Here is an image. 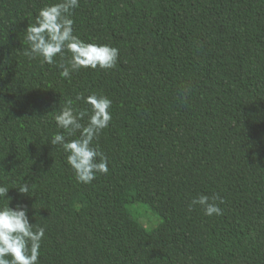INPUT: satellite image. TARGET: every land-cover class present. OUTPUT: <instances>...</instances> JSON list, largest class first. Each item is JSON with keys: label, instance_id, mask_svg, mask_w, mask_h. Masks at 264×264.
<instances>
[{"label": "trees", "instance_id": "trees-1", "mask_svg": "<svg viewBox=\"0 0 264 264\" xmlns=\"http://www.w3.org/2000/svg\"><path fill=\"white\" fill-rule=\"evenodd\" d=\"M56 2L0 0V184L46 230L38 264H264V0H79L74 35L119 58L70 79L59 57L23 55L27 27ZM78 93L112 100L93 142L109 171L89 184L50 144L67 100L90 114ZM214 194L223 215L189 210Z\"/></svg>", "mask_w": 264, "mask_h": 264}, {"label": "clouds", "instance_id": "clouds-1", "mask_svg": "<svg viewBox=\"0 0 264 264\" xmlns=\"http://www.w3.org/2000/svg\"><path fill=\"white\" fill-rule=\"evenodd\" d=\"M79 7V0H58L39 10L35 23L26 29L25 42L28 48L23 55L29 60H37L41 64H57L61 78L70 79L73 73L82 69L108 70L115 68L119 58V49L107 44L85 43L73 32V10ZM70 53V58L68 54ZM76 101H83L91 106L90 114L76 109L71 99L65 102L59 114L54 116L58 129L50 141L53 147L60 146L67 154V164L75 173L78 182L89 184L97 174H107L108 158L93 146L101 132L109 126L112 119V100L104 95L78 93ZM87 116L86 123H82ZM68 139L69 137H76ZM9 187L0 184V199L7 200L0 207V264H38L42 240L45 237L44 227H35L30 223L27 205L17 203L15 208L9 207ZM18 192L29 196L30 184L23 182L17 187ZM223 199L214 194L209 197L200 195L189 204L191 211L199 205L206 216L223 215L219 204Z\"/></svg>", "mask_w": 264, "mask_h": 264}, {"label": "rangeland", "instance_id": "rangeland-1", "mask_svg": "<svg viewBox=\"0 0 264 264\" xmlns=\"http://www.w3.org/2000/svg\"><path fill=\"white\" fill-rule=\"evenodd\" d=\"M138 214H139L138 220L140 224L143 225L144 227L150 229L158 223L159 220L158 215L152 212L147 207H140V209L138 210ZM150 215L152 216L150 217Z\"/></svg>", "mask_w": 264, "mask_h": 264}]
</instances>
